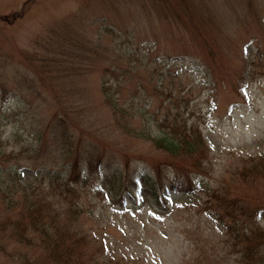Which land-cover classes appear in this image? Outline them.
<instances>
[{
  "label": "rangeland",
  "instance_id": "rangeland-1",
  "mask_svg": "<svg viewBox=\"0 0 264 264\" xmlns=\"http://www.w3.org/2000/svg\"><path fill=\"white\" fill-rule=\"evenodd\" d=\"M176 109L206 141L199 166L153 143ZM262 158L264 0H0V184L78 192L66 264H246L230 225L264 256ZM26 260L65 264L0 229V264Z\"/></svg>",
  "mask_w": 264,
  "mask_h": 264
},
{
  "label": "trees",
  "instance_id": "trees-1",
  "mask_svg": "<svg viewBox=\"0 0 264 264\" xmlns=\"http://www.w3.org/2000/svg\"><path fill=\"white\" fill-rule=\"evenodd\" d=\"M107 90L108 88H106ZM110 104L116 115L121 112L117 103L110 101ZM159 127V136L153 138V143L158 149L171 156L193 159L192 161L196 165H201L202 160L208 154L206 141L200 129L196 125L190 124L183 112L179 109H176L174 113L166 111L159 122ZM248 168H242L239 171L241 177L246 178L250 175L251 170ZM251 168L256 174L263 175L264 158H262L259 166L253 164ZM121 174L119 169L117 171L108 169V172L104 174L103 186L114 198L125 197V192L120 189V185L124 181V176ZM46 175L48 177L55 176L52 172H48ZM141 175L144 176L143 173ZM113 177L115 181H112ZM70 186L71 184L68 183L65 190H62V186L45 190L29 184L15 185V189L10 182H7L5 186L0 184V194L3 200L7 201V209L13 214L0 224V229L8 232L13 239L22 244L49 249L56 261L61 259L65 264L76 261L80 246L85 243L86 238L83 239V237L86 235L77 223L82 217L80 216L82 208L78 202L80 197L78 192L73 191ZM68 188L71 189L73 195L71 197ZM53 189H57L58 192H54ZM47 194L53 195L58 200L71 201L66 202L68 209L65 211L67 215H70L69 220L65 219V212L60 214L55 204L49 202ZM160 197L166 198L165 195H160ZM227 228L234 238V246L241 248V252H239L243 262L257 264L264 260L262 253L255 252L258 246L255 248L252 246L253 239L250 231L246 232L245 229H242V233H240V230L233 225L227 226ZM233 229L234 233L232 232ZM260 235H262L261 232ZM26 263L29 264L28 260Z\"/></svg>",
  "mask_w": 264,
  "mask_h": 264
}]
</instances>
